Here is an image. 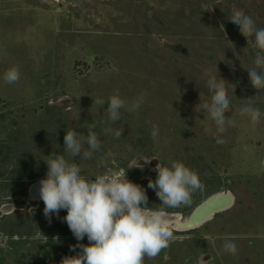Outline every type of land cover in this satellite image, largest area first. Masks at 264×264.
<instances>
[{
    "label": "rangeland",
    "instance_id": "rangeland-1",
    "mask_svg": "<svg viewBox=\"0 0 264 264\" xmlns=\"http://www.w3.org/2000/svg\"><path fill=\"white\" fill-rule=\"evenodd\" d=\"M234 13L264 28V0H0V76L13 66L19 71L14 83L0 79V264H59L76 254L65 210L46 219L43 202L27 188L45 175L50 154L65 155L92 177L105 170L98 167L105 152L114 170L133 156L152 158L125 170L151 208L161 207L147 187L159 161L194 171L200 190L191 205L166 209L181 221L214 192L234 197L202 224L175 227L168 247L143 264H264V115L253 125L239 113L254 96L264 113V89L249 82L258 49L233 30ZM156 36L168 43L161 47ZM208 77L229 96L222 133L202 107L210 100ZM117 94L125 107L108 124L107 99ZM97 98L105 105L92 104ZM90 125L101 149L87 160L68 157L65 131L86 136ZM226 239L235 242L234 255L221 250Z\"/></svg>",
    "mask_w": 264,
    "mask_h": 264
},
{
    "label": "clouds",
    "instance_id": "clouds-1",
    "mask_svg": "<svg viewBox=\"0 0 264 264\" xmlns=\"http://www.w3.org/2000/svg\"><path fill=\"white\" fill-rule=\"evenodd\" d=\"M229 22L235 32L245 38L251 37L250 41L246 40L247 46L251 44L258 49L252 66L247 68V76L254 89H264V28L256 27L247 14L234 13ZM154 38L161 47L168 43L162 36ZM18 78L19 71L14 66L0 76L7 84L14 83ZM205 84L211 95L202 107L216 131L222 133L228 120L224 113L229 110V96L225 85L214 77H208ZM254 97L245 99L247 103L239 109V113L247 115L253 125L264 115L255 106ZM105 102L97 98L92 104L104 106ZM124 107V101L118 94L108 97V124L120 118V110ZM135 107L133 105L130 110ZM100 123L104 125L105 121L101 120ZM93 127L95 125L89 126L86 136L72 129L65 131L63 152L70 158L78 155L82 160L91 158L102 146ZM103 131L116 138L121 136V130H113L109 126H105ZM157 134L158 130L153 125V139ZM214 142L221 144L223 140L217 137ZM47 157L44 160L46 173L37 182L43 214L50 219V213L56 215L60 210H65L62 220L77 242L69 246L70 250L79 249L75 255L62 257L59 264H143L144 257H156L174 238L173 229L180 223V217L170 216L166 209L191 205V194L200 190L198 175L182 162L172 160L162 166L159 161L153 169L155 179L149 178L147 187L155 192L161 207L151 208L147 204L145 189L127 179L125 170L142 167L138 161L147 163L152 158L133 156L125 169L114 170L105 166V160L112 158L111 152H105L98 161V167L105 170L101 174L85 177L81 174L80 166L72 159H66L65 155L50 154ZM85 237L88 243H80ZM221 250L234 255L237 246L234 241L226 239Z\"/></svg>",
    "mask_w": 264,
    "mask_h": 264
},
{
    "label": "water",
    "instance_id": "water-1",
    "mask_svg": "<svg viewBox=\"0 0 264 264\" xmlns=\"http://www.w3.org/2000/svg\"><path fill=\"white\" fill-rule=\"evenodd\" d=\"M31 183L27 188V194L32 190L37 193L38 183ZM234 197L231 193L225 191L214 192L199 202L189 213L186 223L182 222L177 227L185 229L196 227L219 211L227 209L233 203Z\"/></svg>",
    "mask_w": 264,
    "mask_h": 264
},
{
    "label": "bare ground",
    "instance_id": "bare-ground-1",
    "mask_svg": "<svg viewBox=\"0 0 264 264\" xmlns=\"http://www.w3.org/2000/svg\"><path fill=\"white\" fill-rule=\"evenodd\" d=\"M37 182H38V180L34 181V182H33V183H34L33 185H35V183H37ZM28 195H29V197H30L31 199H33V200H39L38 193H34L32 190L29 192ZM186 221H187V218H186L185 220H183V221L180 220V223H179V224L182 225L181 223H182V222L186 223ZM182 226H183V225H182ZM180 228L182 229V228H185V227H180Z\"/></svg>",
    "mask_w": 264,
    "mask_h": 264
}]
</instances>
